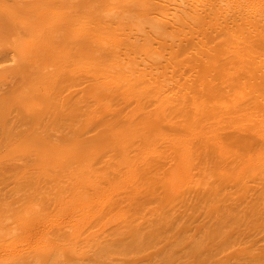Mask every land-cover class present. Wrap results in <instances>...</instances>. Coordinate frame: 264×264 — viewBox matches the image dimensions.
Segmentation results:
<instances>
[{"label":"bare ground","instance_id":"bare-ground-1","mask_svg":"<svg viewBox=\"0 0 264 264\" xmlns=\"http://www.w3.org/2000/svg\"><path fill=\"white\" fill-rule=\"evenodd\" d=\"M23 1L0 0V12L14 27L21 61L40 71L23 85L31 89H17L0 103V182L9 184L8 173H15L28 191L24 201H0V264L26 250L51 253L47 233L56 227L63 233L60 254L85 256L84 243L98 244L128 220L122 195L134 200L143 190L163 195L167 224L145 235L133 229L134 240L112 251L145 253L176 230L172 216L184 206L194 213L190 220L220 219L200 224V239L182 238L175 251L189 246L195 264H212L216 252L240 244L242 233L264 219V0ZM14 110L31 130L48 115L50 128L67 127L73 138L98 110L117 111L103 135L85 146L49 140L53 180L64 181L52 188L49 207L38 203L41 190L28 170L13 162L14 140L38 134L19 132ZM29 111L34 120L23 116ZM198 169L217 184H199ZM232 183L237 195L227 191ZM254 196L249 214H235ZM255 241L237 255L264 264Z\"/></svg>","mask_w":264,"mask_h":264},{"label":"rangeland","instance_id":"rangeland-1","mask_svg":"<svg viewBox=\"0 0 264 264\" xmlns=\"http://www.w3.org/2000/svg\"><path fill=\"white\" fill-rule=\"evenodd\" d=\"M40 0H25L24 3H33ZM1 5V3H0ZM11 18L12 12H7ZM14 17H19L15 16ZM10 19H7L6 15L1 11L0 12V103L3 102L4 98L9 94L12 95L17 89H31L32 85H28L27 87H23V85L31 79L30 76H34L36 73L40 71V68L34 67L30 62L23 63L21 61V57L14 50V46L12 45L13 34L15 33L14 27L11 26ZM6 41H10V43H6ZM40 66H44L45 62L40 61ZM87 84H83L76 89H85ZM75 89V90H76ZM50 93V97H51ZM54 98L50 99L52 101ZM89 102V101H88ZM85 103L84 105H86ZM62 109V110H61ZM60 115L66 114L67 108H61ZM97 117L90 121L87 127L80 129L78 132V137L73 138L71 130L67 127H58L54 130L53 126L50 125V117L47 115L43 120L40 121V124L36 127L34 126L30 120L23 124L21 122V115L17 110H14L10 118L13 120H18L20 124L19 132H26L27 130H31L32 133L38 131L36 136H29L27 139L16 138L13 142L14 147L19 149V153L14 156V161L16 165L23 166V170L28 172V176H32L35 179V187L40 189V194L38 195V203L42 207H49L54 203V193L55 191L52 189L59 185H64L63 179H61V183L59 181H54L53 176L57 175V171L53 170L50 166L49 160V140L55 143H61L64 146H77L74 142L78 140L79 146H85L89 142H92L98 138H100L103 134L102 131L107 123L114 121L117 111H111L106 113H102L98 110ZM4 115V114H3ZM23 115V114H22ZM27 117H33L34 114L32 112H28V115H23ZM32 124V125H31ZM1 125V121H0ZM36 126V124H35ZM52 127V128H50ZM39 128V129H38ZM29 132V134L31 133ZM17 132V131H16ZM52 138V139H51ZM4 144L0 145V153H5V149L2 148ZM7 160V159H6ZM198 172V183L203 184L204 187H210L214 183L217 184L216 176H213L212 173L210 175L209 171H201ZM27 176V177H28ZM48 176H51V179H48ZM7 177L10 178L9 184H4L0 182V201L2 199L6 200L10 198L11 200L23 199L25 200L26 195L28 194L27 190H21L19 185V178L15 173H8ZM39 180L41 181V185H39ZM23 180H20V183ZM257 182H251L250 185L255 187ZM233 187H230L227 191L230 194H236L237 187L236 184L232 183ZM42 187V188H41ZM202 187V185H201ZM146 190H143L142 194L137 195L134 200L126 199L127 195H122L121 200L124 201L125 213L127 215L128 220L123 223L119 222L114 227L112 226L107 230L105 236L101 238L99 243L97 242L82 245V249H86V255L83 257H68L65 255H61L59 251L60 245L62 244V231L59 228H52L47 233V239H50L49 242L51 246V253L48 251L45 253H37L24 251L20 256L12 257L8 264H162L167 259H174L175 264H182V261L188 259V264H195L193 259H190V247H184L180 250L175 251L173 249V245H175L182 238H190L191 240L197 241L200 239L201 235L204 233L200 229V224L211 222L215 223L220 219V216H217L213 219H204V217L199 215L196 216L194 220H190V217L194 215L192 210L186 209V207H181L176 213L173 214L174 226L176 230L169 235L168 238L160 240L155 246L148 249L143 254H139L138 252H132L128 254H120V252L112 251L114 249V245L118 243H126L131 242L134 237L135 231L133 229H138L140 234H147L150 231L155 229H161V227L165 226L168 222L166 221L165 215V207L163 206L162 194L153 193L152 195L146 196ZM259 194L264 198V191H259ZM192 195V194H191ZM237 195V194H236ZM234 198H236L233 195ZM126 199V200H125ZM193 196H190L188 202L192 201ZM255 200V196L249 199V207L244 206L239 208L238 212L235 214H240V216H244L245 214H249L251 212V205ZM21 203H17L14 207H17ZM166 206V205H165ZM164 208V209H163ZM107 211V210H106ZM241 212V213H239ZM107 216L109 215L108 212ZM171 217V221H172ZM126 218V219H127ZM99 220L106 221L107 218L105 215L101 217ZM98 221V220H97ZM135 222L134 226H128V222ZM185 227L189 230H185ZM256 241V251H262L264 249V219H261L257 222L256 227L253 231L246 230L245 234L239 237L242 239L240 244L229 245L222 251L216 252L213 257H211L212 264H257L254 259V256L245 255H237L239 250L246 251L251 249L250 241L252 239ZM121 245V244H120ZM87 246V247H86ZM91 247V248H90ZM80 247H77L79 249ZM58 249V250H55ZM107 249L111 251V253H105L102 255L100 250ZM57 251V252H54ZM88 251V253H87ZM59 252V253H58ZM84 252V251H83ZM29 253V254H28ZM5 256V255H4ZM0 254V263L4 261L5 257ZM103 256V259H102ZM11 257V256H10ZM100 257V258H99ZM190 259V260H189ZM102 260V261H101ZM103 262V263H102Z\"/></svg>","mask_w":264,"mask_h":264}]
</instances>
